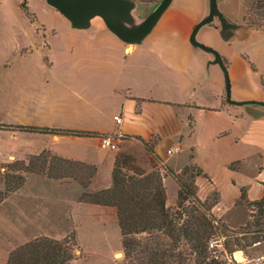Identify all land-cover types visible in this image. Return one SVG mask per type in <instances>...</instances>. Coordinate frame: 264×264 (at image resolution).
<instances>
[{
	"label": "crops",
	"instance_id": "1",
	"mask_svg": "<svg viewBox=\"0 0 264 264\" xmlns=\"http://www.w3.org/2000/svg\"><path fill=\"white\" fill-rule=\"evenodd\" d=\"M217 2L225 22L215 17L196 40L219 55L226 72L214 52L191 41L210 0H172L136 44L120 39L96 14L78 28L94 42L83 50H39L48 28L27 0H0V21L10 25L0 38V124L10 126L0 128V163L27 162L47 150L95 165L90 191L112 187L119 151L164 163L169 183L193 165L202 171L196 177L199 198L216 194L212 212L231 228L244 224L251 212L244 203L264 198V26L249 23L239 0ZM149 9L132 1L123 22L135 28ZM227 78L233 102L227 101ZM104 135L112 136L115 149L101 145ZM170 148L178 152L168 155ZM83 190L72 179L27 173L0 203V241L9 246L65 237ZM255 251L264 264V243Z\"/></svg>",
	"mask_w": 264,
	"mask_h": 264
},
{
	"label": "rangeland",
	"instance_id": "2",
	"mask_svg": "<svg viewBox=\"0 0 264 264\" xmlns=\"http://www.w3.org/2000/svg\"><path fill=\"white\" fill-rule=\"evenodd\" d=\"M131 1L140 2L150 8L144 16L143 14L138 16L139 20L136 24V27H138L146 20L161 0ZM239 1L245 4V17L254 23L264 24V9H257V0ZM27 2L37 14L38 20L48 28V31H42L44 33V45L40 46L39 50H66L67 47H70L69 49L72 50H83L90 43H94L88 37L86 29L72 27L62 14L56 11L57 15L54 12L46 0H27ZM31 17L33 18V15ZM6 27H10V25L7 22L0 21V38L6 34ZM50 29H54V34H52ZM117 154L129 156L128 164L123 167V171L129 175L139 177L135 173L139 172L143 173L141 176L154 175L156 179L158 177L161 179L165 191L166 209L170 215L169 219H173L174 223H176L175 219L178 218L179 227L184 224H190L195 220L196 216L201 218V216L205 215L209 221H214V225L210 229L211 235L209 240L211 242L213 239L219 238L222 245L212 247L214 251L211 253L213 256L218 255L226 264H233L230 256L237 251H243L250 258L253 257L256 254L255 248L259 246L254 244L256 242L264 243V205H251L243 202L251 211L250 217L244 224L231 228L212 212V204L217 197L216 194L213 193L207 198L209 200L206 199L207 201L200 199L197 194L203 204H199L195 199L187 201L179 200L178 194L181 188V180L190 188H195L198 191V187L194 183L196 181V170L188 169L182 173L174 174V181L178 184V189H175L176 183L174 181L172 183L167 181L169 170L164 166V163L160 162L158 164L153 159L150 160L149 157L142 158L133 153L123 151H119ZM45 155V158L36 160L39 165H42L37 169L43 171L44 176L46 174L54 175L64 181L72 179L84 187V182L88 181L87 178L90 176L89 169L72 165L71 163L60 164V161L52 153ZM21 167V164L17 163L8 165L7 167L5 165L1 169L0 191L2 193H7V195L11 193L9 192V188L11 185H14L16 181L15 177L21 171H24L20 169ZM156 183L160 185L159 181ZM84 190L76 196L75 212L69 219V227L67 228L65 237L59 239H68L74 247L73 259L68 264H155L152 257L157 250H167L168 253L173 252L175 254V256L169 259L168 263H197L198 256L192 250L190 242L183 236L179 240L175 239V237L168 234L166 227L147 230L139 229V232L130 237L134 241L135 250L132 251V254H129V249H127L124 242L125 238L118 204L108 206L90 202L88 198L83 199V196L81 197ZM140 208L142 211L146 209L143 204H141ZM60 220V227L63 229L62 215ZM34 239L24 242L19 241L18 243L14 242L15 244L13 243L9 246H5L3 241H0V244H2L0 245V264H7L12 251Z\"/></svg>",
	"mask_w": 264,
	"mask_h": 264
},
{
	"label": "trees",
	"instance_id": "3",
	"mask_svg": "<svg viewBox=\"0 0 264 264\" xmlns=\"http://www.w3.org/2000/svg\"><path fill=\"white\" fill-rule=\"evenodd\" d=\"M256 7L260 10L264 9V0H257ZM23 8L25 11H28L26 4L23 5ZM247 20L254 26H264V24L254 23L248 18ZM9 127L10 126L0 124V128ZM17 128L43 133L70 132L77 135L94 134L91 132H78L73 130L50 129L42 127L19 126ZM146 147L149 151H151V146L148 143H146ZM45 154H51V152L44 150L38 155L30 156L27 162L15 161L11 164H8H21L22 167L20 169L24 170L15 177L16 181L14 182V185L10 186L9 192H13L25 182V175L27 173H37L44 175L43 171L37 169L42 165H39L38 161L36 160L45 158ZM54 156L60 161V164L71 163L72 165L82 166L90 170V176L87 178L88 181L84 182L85 184H83L85 189L81 195V197L83 196V199L88 198L90 202L108 206L118 204L123 235L125 238L124 242L127 249H129V254H132V251L135 250L134 241L130 237L139 232V229L147 230L152 228L166 227L168 229V234L172 237H175V239L179 240L181 239V236H183L190 242L192 250L198 256V261L196 264H226L219 258L218 255L213 256L211 253L214 250L210 246L209 239L211 235L210 229L213 227L214 221H209L205 215L201 216V218L196 216L195 220H193L190 224H184L183 226L179 227L178 218L175 219L177 224L174 223L173 219H169L170 215L166 209L165 191L163 189L164 187L161 183V179L159 177L156 179L154 175L141 176L143 173L135 172L139 176L137 177L135 175H129L127 172L123 171V167L128 164L130 159L128 155L117 154L116 156L113 172V186L96 191L89 190V186L97 171V167L95 165L66 159L57 155ZM8 165H6V167ZM3 167H5V165L0 163V174ZM188 169L196 170L195 178L202 173L199 168L193 165L185 167L183 171ZM45 176L61 179L60 177L49 174H46ZM157 181H159L160 185L156 183ZM180 183L181 188L178 194L180 201L195 199L197 202H199V204H203L202 200L198 198L197 190L195 188H190L182 180ZM194 183H196V181ZM7 196V193H2L0 191V203H2ZM216 202L217 197L213 202L212 207L216 204ZM141 204L145 206V211L141 210ZM248 204L264 205V198L258 201L249 202ZM73 251L74 247L68 239L59 240L46 236L39 237L12 251L7 264H68L73 259ZM173 256H175L173 252L168 253L167 250H157L153 254L152 260L155 261V264H173L168 263L169 259Z\"/></svg>",
	"mask_w": 264,
	"mask_h": 264
},
{
	"label": "water",
	"instance_id": "4",
	"mask_svg": "<svg viewBox=\"0 0 264 264\" xmlns=\"http://www.w3.org/2000/svg\"><path fill=\"white\" fill-rule=\"evenodd\" d=\"M171 1L161 0L140 26L131 28L123 22L124 20L130 19V10L132 8V1L130 0H47L50 5L67 17L76 28L87 26L92 16L100 14L110 30L128 44L139 43L152 30ZM215 17H218L223 23L225 22L224 15L218 7L217 0H210L208 16L196 25L191 35V41L194 44L212 52L214 51L196 40V34L203 25L212 22ZM214 53L216 62H219L225 70L223 61L216 52ZM227 101L233 102L231 100L228 78Z\"/></svg>",
	"mask_w": 264,
	"mask_h": 264
},
{
	"label": "built area",
	"instance_id": "5",
	"mask_svg": "<svg viewBox=\"0 0 264 264\" xmlns=\"http://www.w3.org/2000/svg\"><path fill=\"white\" fill-rule=\"evenodd\" d=\"M115 119L118 123L122 122V118L120 115H117L115 116ZM101 145L103 147H108V148H111V149H115L116 148V145L113 141V138L111 135H104L101 137ZM178 152V148H170L167 150V154L168 155H171V154H174V153H177ZM220 239H213L211 242H210V246L211 247H217V246H221L222 244H220ZM261 242H256L254 245H260ZM236 253H240V257H237L236 256ZM262 259V257L258 256V257H249L248 255H246L243 251H237V252H234L231 256H230V260L233 264H241L243 262H246V261H255L256 264H259L260 260Z\"/></svg>",
	"mask_w": 264,
	"mask_h": 264
},
{
	"label": "bare ground",
	"instance_id": "6",
	"mask_svg": "<svg viewBox=\"0 0 264 264\" xmlns=\"http://www.w3.org/2000/svg\"><path fill=\"white\" fill-rule=\"evenodd\" d=\"M236 256H237V257H240V253H236Z\"/></svg>",
	"mask_w": 264,
	"mask_h": 264
}]
</instances>
